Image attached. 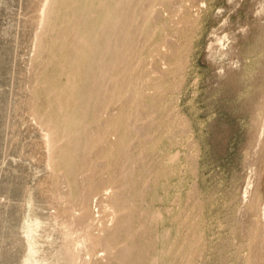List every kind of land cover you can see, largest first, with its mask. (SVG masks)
I'll return each instance as SVG.
<instances>
[{
    "label": "rangeland",
    "instance_id": "374dc122",
    "mask_svg": "<svg viewBox=\"0 0 264 264\" xmlns=\"http://www.w3.org/2000/svg\"><path fill=\"white\" fill-rule=\"evenodd\" d=\"M0 264H264V0H0Z\"/></svg>",
    "mask_w": 264,
    "mask_h": 264
}]
</instances>
